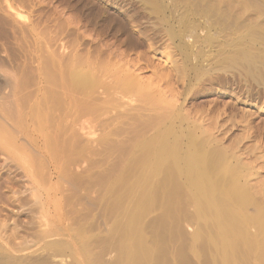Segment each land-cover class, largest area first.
I'll return each mask as SVG.
<instances>
[{
  "label": "rangeland",
  "instance_id": "rangeland-1",
  "mask_svg": "<svg viewBox=\"0 0 264 264\" xmlns=\"http://www.w3.org/2000/svg\"><path fill=\"white\" fill-rule=\"evenodd\" d=\"M263 33L264 0H0V264H141L145 252L142 264H264ZM232 43L253 46L256 65L223 58ZM158 138L182 146L178 153L196 146L212 155L204 152L216 181L232 168L239 185L222 176L217 185L246 192L244 206L231 200L243 212L237 223L211 212L208 221L207 197L169 159L154 161Z\"/></svg>",
  "mask_w": 264,
  "mask_h": 264
},
{
  "label": "bare ground",
  "instance_id": "bare-ground-1",
  "mask_svg": "<svg viewBox=\"0 0 264 264\" xmlns=\"http://www.w3.org/2000/svg\"><path fill=\"white\" fill-rule=\"evenodd\" d=\"M178 1H179V0H178ZM180 1H181V0H180ZM186 1H187V0H186ZM183 2H184V1H183ZM191 3H192V2H191ZM199 5H200V4H199ZM183 7H186V5H184ZM187 7H188V6H187ZM204 7H207V6H204ZM209 7H210V6H209ZM208 9H209V8H208ZM185 10H186V8H185ZM204 10H205V9H204ZM211 10H212V9H211ZM211 10H210V11H211ZM187 11H189V10H187ZM190 11H191V10H190ZM205 12H206V11H205ZM207 12H208V11H207ZM204 14H205V13H204ZM205 15H206V14H205ZM207 16H208V15H207ZM211 16H212V15H211ZM241 18H242V17H241ZM218 19H219V18H218ZM218 19H217V20H218ZM217 20H216V21H217ZM216 21H214V22H216ZM220 22H221V21H220ZM217 23H219V22H217ZM217 23H215V25H216ZM253 23H254V22H253ZM215 25H214V27H215ZM255 25H256V24H255ZM226 28H227V27H226ZM224 29H225V26H224ZM262 29H263V28H262ZM225 30H226V29H225ZM221 31H222V30H221ZM223 31H224V30H223ZM241 31H242V30H241ZM251 32H252V30H251ZM238 33H239V32H238ZM252 33H253V32H252ZM219 34H220V33H219ZM244 34H245V33H244ZM263 34H264V33H263ZM174 35H175V34H174ZM254 36H255V35H254ZM219 37H220V36H219ZM257 37H258V36H257ZM260 37H261V36H260ZM260 37H259V38H260ZM235 38H236V37H235ZM242 38H243V37H242ZM242 38H241V39H242ZM232 39H233V38H232ZM262 39H263V38H262ZM217 40H218V39H217ZM227 40H228V39H227ZM250 40H251V39H250ZM230 41H232V40H230ZM230 41H229V42H230ZM251 41H254V40H251ZM219 42H220V41H219ZM219 42H218V43H219ZM234 42H237V41H234ZM246 42H247V41H246ZM223 43H224V42H223ZM237 43H238V42H237ZM237 43H234V44L232 43V44L235 45V44H237ZM247 43H249V41H248ZM227 44H228V43H227ZM252 44H253V43H252ZM221 45H222V44H221ZM240 45H241V44L239 43V44L233 46L234 48L232 47L233 49H231V50H225V51H224V50L222 49V50H223V51H222V50L220 49L219 53L222 51L220 55H222L223 58L228 59V60H229V59H233V58L239 56L242 60L245 61V63L247 62L248 65H249V64H255L256 61L258 60L257 58L260 57V56H259V52H258L255 48H253V46H252V48L249 47V46H246L245 48H243V47H241ZM245 45H246V44H245ZM249 45H250V43H249ZM187 46H188V45H187ZM185 47H186V46H185ZM219 47H220V45H219ZM256 47H257V46H256ZM258 47H259V46H258ZM258 47H257V48H258ZM187 48H189V46H188ZM263 51H264V50H263ZM217 53H218V51H217ZM260 54H261V53H260ZM262 54H264V53L262 52ZM218 55H219V54H218ZM217 58H219V56H218ZM237 58H238V57H237ZM262 58H263V57H262ZM262 58H260V60H261ZM241 59H240V60H241ZM233 60H234V59H233ZM238 60H239V59H238ZM262 60H263V59H262ZM219 61H222V60H219ZM224 61H225V60H224ZM56 62H57V61H56ZM226 62H227V61H226ZM261 62H262V61H261ZM257 63H258V62H257ZM259 63H260V62H259ZM263 64H264V63H263ZM255 65H256V64H255ZM251 66H252V65H250V67H251ZM55 67H56V66H55ZM246 67H247V66H246ZM83 69H84V68H83ZM252 69H253V68H252ZM70 70H71V69H70ZM253 70H254V69H253ZM54 71H55V70H54ZM87 71H88V70H87ZM71 73H72V72H71ZM78 73H79V71H78ZM78 73H77V74H78ZM55 74H56V71L54 72V75H55ZM77 74L75 73L74 76L77 75ZM79 74H80V73H79ZM81 74H82V73H81ZM87 74H89V75H87ZM87 74H86V75L88 76L87 78L90 79V77H89V76H91L90 72H89V73L87 72ZM84 75H85V74H84ZM131 75H132L131 78L135 77V76H133V74H131ZM55 76H56V75H55ZM127 76H128V75H127ZM75 77H76V76H75ZM6 78H7V77H6ZM54 78H55V77H54ZM123 78H125V76H124ZM123 78H122V79H123ZM126 78H127V77H126ZM126 78H125V79H126ZM8 79H9V78H8ZM68 79H69V78H68ZM84 79H85V78H84L83 75H82V76L78 75V76L76 77V79H74V80H77V81L80 83V84H78V85L81 86V84H82L81 82H83ZM89 79H88V81H89ZM139 79H140V78H139ZM74 80H72V83H75V82H73ZM119 80H120V79H119ZM134 80H135V79H134ZM55 81H58V80L56 79ZM86 81H87V80H86ZM88 81H87V82H88ZM120 81H121V80H120ZM137 81H138V80H137ZM53 82H54V81H53ZM118 82H119V81H118ZM127 82H128V81H127ZM139 82H140V81H139ZM141 82H142V81H141ZM76 83H77V82H76ZM121 83H122V82H121ZM132 83H133V82H132ZM54 84H55V83H54ZM57 84H58V82H57ZM66 84H67V83H66ZM84 84H86V83H84ZM88 84H89V83H88ZM115 84H117V83H115ZM119 84H120V83H119ZM125 84H127V83H125ZM138 84H140V83H138ZM142 84H143V83H142ZM4 85H5V84H4ZM4 85H3V86H4ZM58 85H59V84H58ZM109 85H110V84H109ZM109 85H108V86H109ZM130 85H131V84H130ZM5 86H6V85H5ZM80 86H79V87H80ZM83 86H84V85H83ZM83 86H82V87H83ZM110 86H111V85H110ZM112 86H113V85H112ZM112 86H111V87H112ZM115 86H116V85H115ZM132 86H134V85H132ZM57 87H58V89L60 90L59 86H57ZM75 87H77L76 84H75ZM118 87H119V86H118ZM124 87H125V86H124ZM124 87H122V88H124ZM128 87H130V86H128ZM53 88H54V87H53ZM62 88H63V87H62ZM80 88H81V87H80ZM113 88L115 89V87H113ZM64 89H65V88H64ZM72 89H73V87H72ZM106 89H107V88H106ZM118 89H119V88H118ZM126 89H127V88H126ZM55 90H56V89H55ZM65 90H66V89H65ZM74 90H75V89H74ZM74 90H73V91H74ZM76 90H77V89H76ZM50 91H52V90H50ZM53 91H54V89H53ZM114 91H115V90H114ZM116 91H117V90H116ZM120 91H122L121 88H120ZM126 91H127V90H126ZM54 92H55V91H54ZM122 92H123V91H122ZM56 93H57V90H56ZM58 93H59V92H58ZM68 93H69V92H68ZM124 93H125V92H124ZM54 95H55V93H54ZM91 95H92V94H91ZM57 96H59V95H57ZM55 97H56V96H55ZM5 98H6V97H5ZM46 98H47V97H46ZM2 100H3V99H2ZM5 100H6V99H5ZM5 100H3V101H5ZM46 100H47V99H46ZM55 100H57V102H58V99H55ZM62 100H63V99H62ZM81 100H82V99H81ZM9 101H10V100H9ZM13 101H14V100H13ZM22 101H24V100H22ZM59 101H60V100H59ZM70 101H71V100H70ZM57 102H56V104L59 105ZM64 102H65V101H64ZM66 102H67V101H66ZM66 102H65V103H66ZM80 102H81V101H80ZM83 102H84V101H83ZM2 103H3V102H2ZM2 103H1V104H2ZM13 103H14V102H13ZM52 103L54 104V102H52ZM65 103H64V104H65ZM71 103H73V102H71ZM75 103L78 104L77 101H76ZM3 104H4V103H3ZM7 104H8V103H7ZM27 104H28V101H27ZM56 104H54V105H56ZM61 104H62V103H61ZM67 104L69 105V103H67ZM73 104H74V103H73ZM80 104H82V103H80ZM84 104H87V103H84ZM4 105H6V104H4ZM10 105H13V104H10ZM34 105H35V103H34ZM50 105H51V104H50ZM8 106H9V105H8ZM22 106H23V105H22ZM35 106H36V105H35ZM66 106H67V105H66ZM70 106H71V105H70ZM70 106H69V107H70ZM2 107H3V106H2ZM37 107H38V106H37ZM37 107H36V109H38ZM52 107H53V106H52ZM67 107H68V106H67ZM80 107H81V106H80ZM82 107H83V106H82ZM84 107H85V106H84ZM23 108H24V107H23ZM30 108H31V107H30ZM56 108H58V107H57V106L55 107V111H56ZM70 108H71V107H70ZM70 108H69V109H70ZM19 109H20V108H19ZM33 109H34V108H33ZM67 109H68V108H66L65 110H67ZM40 110H41V109H39L38 111H40ZM52 110H53V109H52ZM57 110H58V109H57ZM59 110H60V109H59ZM34 111H35V110H34ZM41 111H42V110H41ZM41 111H40V112H41ZM36 112H37V110H36ZM40 112H39L38 114H41V113H42V112H41V113H40ZM53 112H54V111H53ZM57 112H59V111H57ZM69 112H70V111H69ZM45 113H46V112H45ZM49 113H50V112H49ZM65 113H66V112H65ZM8 114H9V112H8ZM43 114H44V113H43ZM43 114L40 115V116L42 117V118H41V119H42V121H41V122H42V123H41L42 125L44 124V122H43V121H44V120H43ZM58 114H60V113H58ZM34 115H35V114H34ZM66 115H67V114H66ZM123 115H124V114H123ZM126 115H127V114H126ZM130 115H131V114H130ZM8 116H9V115H8ZM52 116H53V115H52ZM58 116H59V115H58ZM60 116H61V115H60ZM47 117H48V116H47ZM54 117H55V116H54ZM121 117H122V115H121ZM127 117H128V116H127ZM4 118H5V117H4ZM12 118H13V116H12ZM37 118H39V116H38ZM50 118H51V116H50ZM55 118H56V117H55ZM55 118H53V119L55 120ZM123 118H126V117L123 116ZM10 119H11V118H10ZM23 119H24V118H23ZM39 119H40V118H39ZM41 119H40V120H41ZM61 119H62V118H61ZM13 120H14V119H13ZM13 120H11V121H13ZM31 120H32V119H31ZM31 120H30V121H31ZM34 120H35V119H34ZM5 121H6V120H5ZM49 121H50V119L48 120V122H49ZM25 122H26V121H25ZM56 122H57V120H56ZM10 124H11V123H10ZM0 125H1V124H0ZM48 125H49V123H48ZM66 125H67V124H66ZM39 126H40V123H39ZM43 126H44V125H43ZM1 127H3V126H1ZM40 127H41V126H40ZM58 127H59V126H58ZM69 127H70V126H69ZM166 127H168V126H166ZM46 128H47V127H46ZM164 128H165V127H164ZM0 129H2V131H3V129H5V128L3 127V128H0ZM67 129H68V128H67ZM168 129H169V128H168ZM168 129L166 128V130H168ZM171 129H172V128H171ZM5 130H6V129H5ZM161 130H162V129H161ZM161 130H160V132H163V131H161ZM164 130H165V129H164ZM0 131H1V130H0ZM169 132H171V130H170ZM2 133H3V132H2ZM176 133H177V132H176ZM161 134H162V133H161ZM164 134H165V132H164ZM168 134H169V133H167V135H168ZM0 135H1V134H0ZM158 135H159V133H158ZM158 135H157V136H158ZM2 136H3V135H2ZM50 136H51V135H50ZM50 136H49V137H50ZM152 136H153V135H152ZM161 136H162V135H161ZM163 136H164V135H163ZM168 136H169V135H168ZM35 138H36V137H35ZM50 138H51V137H50ZM55 138H56V137H55ZM166 138H167V137H166ZM58 139H59V138H58ZM153 139H154V137H153L151 140L148 139L150 142L148 141V142H145V143L149 144V143L152 142ZM158 139L160 140V138H158ZM163 139L165 140V138H163ZM176 139H177V138H176ZM52 140H53V138H52ZM60 140H61V139H60ZM65 140H66V139H65ZM76 140L78 141V139H76ZM156 140H157V139H156ZM166 140H167V139H166ZM50 141H51V140H50ZM50 141H49V142H50ZM77 141H76V142H77ZM79 141H80V140H79ZM153 141H155V139H154ZM169 141H170V140H169ZM169 141H166V142L164 141V143H163L162 145H160V142H161V140H160V141H159V145L157 146L158 148H156L155 146L152 147V148H156V149L154 150V152H155V156H157V157H156L157 160H154V161H158V160L160 161V160H163V159H165V160L167 159L166 161H168V159H169V160H170L169 162H173L174 165L177 166V167L179 168L178 170L181 172V175H182V173H183V174H185V175L187 176L189 185H190L191 187H194L195 189H198L199 191H197V192H199L200 194H201V192H202L203 197L205 196L204 198L207 197L206 199H203V200H206V202H205V201H203V202L205 203V206H207L206 208H207L208 210H211V211H209V213H208L207 210H206V211L204 210V213H205V212L208 213V214H206V215H208V217H209V214H210V212H211V215H213L212 217L215 216V220H216V221H218L219 223H222V222L224 223V222L226 221V219H229V217H227V216H228V215H231V216H234V220H235V221H234V220H233V221H234V222H236V221L238 222V219H237V218L235 219L236 211H237V213H238V212L243 213V212H242V211H239V209L233 210V208H232L231 206H233V204H234L233 202H236L237 204H238V203H239V204H242V203H243L241 206H244V205H245L244 202L246 201V199H248V198H245L246 192L244 191V192H245V195H244V192H243L244 189H243L242 191H241V190L239 191V189L241 188V187L238 188L239 186H237L238 189L233 188V189H234V190H233L232 187H233L234 185L231 186V190H233L234 192H231V190L229 191V189H225V188H223V186H222V187H219L218 185L221 183V181H222L221 179H220V182L217 183V181L219 180V178L222 176L223 179H224V177H230V179H232V180L234 181V183L236 184V182H235V180H236V179H235V172L232 170V168H230V169H229V168H224L225 166H223V170L221 169V170L223 171V173H222L221 176H219V174L216 172V173L218 174V176H219V177H218V180L216 181V180L212 179V177H210V175H208V173H210L209 171H212V170L208 169L210 163H209V164L207 163V162H208V159H207V157L205 156V155L207 154L205 151H204V152H205L206 154H205L204 152H199V151H197V150L195 149L196 146L194 145L195 147H193V146L187 147L188 150H187V151L185 150L184 153H180L181 150H180V152L178 153L176 150H174L175 146H177V145H174V143H171V142H169ZM191 141H193V139H192ZM195 141H196V140H195ZM34 142H35V141H34ZM46 142H48V141H46ZM49 142H48V143H49ZM51 142H52V141H51ZM61 142H62V141H61ZM66 142H68V141H65V143H66ZM82 142H83V141H82ZM143 142H144V141H143ZM173 142H175V140H174ZM77 143H78V142H77ZM80 143H81V142H80ZM36 144H37V143H36ZM52 144H53V143H52ZM60 144H61V143H60ZM69 144H70V143H69ZM81 144H82V143H81ZM138 144H140V143H138ZM153 144L156 145L157 143L155 144V143L153 142ZM153 144H151V145H153ZM186 144H187V143H186ZM46 145H47V143H46ZM49 145H50V144H49ZM57 145H58V144H57ZM145 145H146V144H145ZM145 145H144V146H145ZM187 145H188V144H187ZM197 145H198V144H197ZM37 146H38V145H37ZM52 146H53V145H52ZM59 146H61V145H59ZM66 146H68V145H66ZM75 146H77V145H75ZM75 146H73V147H75ZM144 146L141 145V147H142L141 149H143ZM150 147H151V146H150ZM150 147H149V148H150ZM177 147H179V149H181L180 147H182V146H177ZM63 148H65V147H63ZM66 148H67V147H66ZM88 148H89V146H88ZM88 148H86V149H88ZM198 148H200V149L202 150L201 147H198ZM50 149H51V147H50ZM81 149H82V148H81ZM141 149H140V150H141ZM150 149H151V148H150ZM176 149H177V148H176ZM179 149H177V150H179ZM66 150H67V149H66ZM90 150H92V149H90ZM90 150H89V151H90ZM93 150H94V149H93ZM144 150H145V149H144ZM144 150H142V151H144ZM148 150H149V149H148ZM148 150H147V147H146V151H145V152H147ZM198 150H199V149H198ZM63 151H64V150H63ZM149 151H150V150H149ZM175 151H176L177 153H176ZM202 151H203V150H202ZM54 152H55V151H54ZM64 152H65V151H64ZM84 152H85V151H84ZM91 152H92V151H91ZM96 152H97V151H96ZM145 152H143L144 155H146ZM152 152H153V150H152ZM152 152H151V153H152ZM154 152H153V153H154ZM65 153H66V152H65ZM79 153H80V152H79ZM93 153H94V151H93ZM151 153H150V154H151ZM203 153H204V154H203ZM221 153H222V152H221ZM221 153H219V154H221ZM50 154H51V153H50ZM59 154H60V153H59ZM150 154H147V156L150 155ZM211 154H212V153H211ZM213 154H215V153H213ZM219 154H218V156H219ZM51 155H52V154H51ZM53 155H54V153H53ZM68 155H69V154H68ZM141 155H142V154H141ZM151 155H152V154H151ZM153 155H154V154H153ZM207 155H208V154H207ZM215 155H216V154H215ZM64 156H65V155H64ZM155 156H154V157H155ZM208 156H211V158H212V155L209 154ZM221 156H222V155H221ZM142 157H144V156L142 155ZM142 157L139 156V157H135V158H136V159H137V158H138V159L141 158V159L143 160ZM214 157H215V156H214ZM216 157H217V155H216ZM147 158H148V157H147ZM147 158H146V159H147ZM219 158H220V156H219ZM219 158H218V159H219ZM138 159H137V161H134V162H138ZM146 159H145V160H146ZM213 159H214V158H213ZM213 159H212V160H213ZM209 160H210V157H209ZM223 160H224V159H223ZM139 161H140V160H139ZM146 161H147V160H146ZM148 161H149V159H148ZM148 161H147V163H148ZM215 161H216V160H215ZM215 161L213 160L212 162L215 163ZM217 161H218V160H217ZM219 161H220V160H219ZM142 162H145V161H142ZM152 162H153V160H152ZM225 163H226V162H225ZM145 164H146V163H145ZM155 164H156V163H155ZM159 164L161 165L160 162H159ZM167 164H168V163H167ZM167 164H166V165H167ZM218 164H219V163H218ZM164 165H165V164H164ZM170 165H171V166H174V165H172V164H170ZM210 165H211V164H210ZM212 165H214V164H212ZM212 165L210 166V168L213 167ZM215 165H216V166H215ZM215 165H214V167H217V166H218L216 163H215ZM226 165H227V164H226ZM136 166H137V164H136ZM151 166H153V163H152ZM154 166H155V165H154ZM158 166H159V165H158ZM171 166H170V167H171ZM227 166H228V165H227ZM230 166H231V165H230ZM139 167H144V166L140 165ZM147 167H148V166H147ZM149 167H150V165H149ZM162 167H163V166H162ZM207 167H208V168H207ZM214 167H213V168H214ZM232 167H233V166H232ZM155 168H156V167H155ZM168 168H169V167H168ZM168 168H167V169H168ZM141 169H142V168H141ZM149 169L151 170L152 168H149ZM149 169H148V170H149ZM233 169H234V167H233ZM135 170H136V169H135ZM138 170H140V169H138ZM145 170H146V168H145ZM156 170H157V169H156ZM169 170L173 171L174 169H172V167H171V169L169 168ZM208 170H209V171H208ZM133 171H134V170H133ZM141 171H143V170H141ZM152 171H153V170H152ZM157 171H159V170H157ZM163 171H164V170H163ZM125 172H126V171H125ZM145 172H147V171H145ZM166 172L168 173V171L165 169V171L163 172V173H165V174H163V175H167V176L169 177V176H170L169 173L166 174ZM174 172H175L177 175H179L175 170H174ZM218 172H219V171H218ZM220 172H221V171H220ZM130 173H131V172H130ZM133 173H134V172H133ZM136 173H137V172H136ZM148 173H149V172H148ZM154 173H156V172H154ZM224 173H225V174H224ZM220 174H221V173H220ZM223 174H224V176H223ZM136 175H137V174H136ZM142 175H144V174H142ZM142 175H139V176L142 177ZM153 175H155V174H153ZM153 175L151 174V177H153ZM159 175H160V173H159ZM159 175H158V173H157V176H159ZM171 175H172V174H171ZM225 175H226V176H225ZM128 176H130V175H128ZM132 176H134V175L132 174ZM132 176H131V177H132ZM144 176H145V175H144ZM146 176H147V175H146ZM160 176H161V175H160ZM167 176H166V177H167ZM118 177H120V175H119ZM140 177H139V178L137 177V178L140 179ZM149 177H150V175L148 174V178H149ZM213 177H214V176H213ZM143 178H144V177H143ZM145 178H146V177H145ZM163 178L165 179V177H162V179H161V178H160V179L163 180ZM119 179L121 180V178H119ZM124 179H125V177H124ZM124 179H122V181H123ZM131 179H132V178H131ZM152 179H153V178L150 179V182H152V181L154 180V179H153V180H152ZM155 179H156V178H155ZM166 179H167V178H166ZM172 179H173V177H172ZM174 179H175V178H174ZM176 179H177V177H176ZM178 179H179V177H178ZM185 179H186V177H185ZM216 179H217V178H216ZM230 179H229L228 181H230ZM135 180H136V179H135ZM141 180H142V179H141ZM145 180H147V179H145ZM151 180H152V181H151ZM169 180H170V179L168 178L167 181H169ZM179 180H180V179H179ZM124 181H125V180H124ZM142 181L145 182L144 179H143ZM142 181H141V183H142ZM148 181H149V180H148ZM158 181H159V180H158ZM158 181H157V185L159 184ZM163 181H165V180H163ZM175 181H176V180H175ZM175 181H174V184H177V183H175ZM236 181H237V180H236ZM115 182H116V181H115ZM159 182H160V181H159ZM172 182H173V180H172ZM186 182H187V181H186ZM118 183H120V182H119V181L116 182V184H118ZM121 183H122V182H121ZM136 183H138V182H136ZM141 183H139V184H141ZM165 183H166V181H165ZM188 183H187V184H188ZM114 184H115V183L111 184L110 187L113 186ZM148 184H149V183H148ZM152 184H153V183H152ZM155 184H156V182H155ZM161 184H164V182H163V183L160 182V187H161ZM182 184H183V182H182ZM185 184H186V183H185ZM217 184H218V185H217ZM237 184H238V183H237ZM237 184H236V185H237ZM149 185H150V184H149ZM149 185H148V186H149ZM157 185L153 186V188H154V187H155L154 189H156L157 187L159 188V185H158V186H157ZM183 185H184V184H183ZM183 185H182V186H183ZM220 185H223V184L221 183ZM225 185H226V184H225ZM230 185H231V184H230ZM236 185H235V186H236ZM238 185H239V184H238ZM114 186H115V185H114ZM128 186H130V185H128ZM128 186H127L126 188H128V192H130V188H132V187H131V186L128 187ZM132 186H135V185L132 184ZM156 186H157V187H156ZM162 186H163V185H162ZM185 186H186V185H185ZM140 187H141V186H140ZM144 187H145V186H144ZM144 187H143V189H141V190H144V189L147 187V185H146L145 188H144ZM116 188H117V187H116ZM126 188H125V189H126ZM134 188H135V187H133V189H134ZM182 188H184V186H183ZM227 188H228V187H227ZM110 189H111V188H110ZM113 189L115 190V187H114ZM118 189H119V188H118ZM118 189H117V190H118ZM137 189H138V188H137ZM184 189H187V188H184ZM241 189H242V188H241ZM119 190H120V189H119ZM131 190H132V189H131ZM139 190H140V189H139ZM149 190H150V189H149ZM151 190H152L153 192L156 191V190H153V189H151ZM235 190H237V191L235 192ZM109 191H110V190H109ZM125 191H126V193H127V190H125ZM133 191H134V190H133ZM146 191H147V189L145 190V192H146ZM157 191H158V190H157ZM189 191H191V190L189 189ZM194 191H196V190H193V192H194ZM110 192H111V191H110ZM115 192H116V191H115ZM138 192H139V191H138ZM138 192H137V190H136V195H137ZM149 192H150V191H149ZM149 192H148V196H149ZM121 193H123V192H121ZM126 193H125V194H126ZM130 193H131V192H130ZM155 193H157V192H155ZM191 193H192V192H191ZM194 193H195V192H194ZM111 194H113V193H111ZM123 194H124V193H123ZM132 194H133V192H132ZM132 194H131V196H133ZM134 194H135V192H134ZM139 194H140V193H138V195H139ZM151 194H152V193H151ZM195 194H196V193H195ZM197 194H198V193H197ZM200 194H198V195L200 196ZM202 194H201V195H202ZM127 195H128V194H127ZM143 195H144V191L142 192V196H143ZM122 196L125 197V195H122ZM142 196H141V197H142ZM148 196L146 197V199L149 198ZM152 196H153V194H152ZM120 197H121V195H120ZM138 197H139V196H138ZM141 197H139V198L141 199ZM150 197H151V196H150ZM246 197H248V196L246 195ZM128 198H130V196H128ZM128 198H127V200H128ZM133 198H134V197H133ZM136 198H137V197H135V199H136ZM195 198H197V196H196ZM201 198H202V196H201ZM122 199H123L122 202L127 203L126 199H124V198H122ZM137 199H138V198H137ZM137 199H136V200H137ZM146 199H145V200H146ZM153 199H155L154 196H153ZM153 199H152V200H153ZM197 199H199V198H197ZM232 199H233V202H232L233 204H231V200H232ZM124 200H125L126 202H125ZM131 200H132V199H131ZM136 200H135V201H136ZM200 200H201V199H200ZM119 201H120V199H119ZM135 201L133 200V205L137 204ZM137 201H138V200H137ZM140 201H142V200H140ZM146 201L148 202V199H147ZM153 201H154V200H153ZM228 201H229V203L231 204L230 206H229V204H228ZM247 201H248V200H247ZM122 202H121V203H122ZM138 202H139V201H138ZM144 202H145V201H144ZM144 202H142V203H143V206H145V205L147 204V203L145 204ZM197 202H198V201H197ZM117 203H118V202H117ZM117 203H116V205H117ZM119 203H120V202H119ZM131 203H132V202H131ZM148 203H150V199H149V202H148ZM151 203H153V202L151 201ZM199 203H200V202H199ZM199 203H198V204H199ZM201 203H202V200H201ZM144 204H145V205H144ZM237 204H236V205H237ZM120 205H122V206L124 207V204H120ZM120 205H119V206H120ZM126 205H128V203H127ZM130 205H131V204H130ZM138 205H139V204H138ZM138 205H137V206H138ZM140 205H141V204H140ZM151 205H152V204H151ZM196 205H197V204H196ZM202 205H204V204H202ZM202 205H201V206H202ZM117 206H118V205H117ZM119 206H118V207H119ZM135 206H136V205H135ZM141 206H142V205H141ZM147 206H149V204H148ZM197 206H198V205H197ZM197 206H196V207H197ZM205 206H204V207H205ZM237 206H239V205H237ZM118 207H117V208H118ZM125 207H126V206H125ZM125 207H124V208H125ZM138 207H139V206H138ZM138 207H137V208H138ZM149 207H150V206H149ZM149 207H148V208H149ZM245 207H246V206H245ZM120 208H121V207H120ZM130 208H131V207H130ZM130 208H128V206H127V207L125 208V210L128 209V213H130ZM132 208H136V207L133 206ZM140 208H141V207H140ZM143 208H144V207H143ZM143 208H142V209H143ZM148 208H146V209H148ZM198 208H199V206H198ZM206 208H205V209H206ZM235 208H236V207H235ZM235 208H234V209H235ZM144 209H145V208H144ZM144 209H143V210H144ZM203 209H204V208H203ZM122 210H123V209H122ZM132 210H134V209H132ZM139 210H140V209H139ZM148 210H149V209H148ZM242 210H244V209H242ZM126 211H127V210H126ZM141 211H142V210H141ZM146 211H147V210H146ZM212 211H213L214 214H212ZM131 212H132V211H131ZM138 212H140V211H138ZM138 212H137V213L134 212L135 214H133V215H134V216H138V218H139ZM198 212H199V211H198ZM200 212H201V211H200ZM120 213H121V212H120ZM125 213H126V212H125ZM144 213L146 214V212H144ZM144 213H143V214H144ZM126 214H127V213H126ZM136 214H137V215H136ZM141 214H142V213H141ZM199 214H200V213H199ZM199 214H198V215H199ZM244 214H245V213H244ZM244 214H243V216H244ZM120 215H121V214H119V216H120ZM130 215H131V213H130ZM200 215H201V214H200ZM200 215H199V216H200ZM259 215H260V214H259ZM123 216H126V215L123 214ZM141 216H142V215H141ZM202 216H203V215H202ZM231 216H230V217H231ZM239 216L241 217L240 214H239ZM243 216H242V217H243ZM246 216H247V215H246ZM260 216H261V215H260ZM128 217H130V216H128ZM206 217H207V216H206ZM208 217H207V219H208ZM226 217H227V218H226ZM248 217H249V216H248ZM257 217L259 218V216H257ZM261 217H262V216H261ZM134 218H135V217H134ZM134 218H133V219H134ZM140 218H141V217H140ZM224 218H226L225 221H224ZM231 218H232V217H231ZM258 218H257V219H258ZM135 219L137 220V218H135ZM135 219H134V220H135ZM210 219H212V218L209 217L208 221H209ZM247 219H248V218H247ZM250 219H251V218H250ZM260 219H261V218H260ZM120 220H121V219H120ZM130 220H132V218H131ZM138 220H139V219H138ZM200 220H202V219L200 218ZM212 220H213V219H212ZM240 220H242V219L240 218ZM243 220H246L245 217L243 218ZM253 220L255 221V219H253ZM261 220H262V219H261ZM126 221H127V220H126ZM229 221H230V220H229ZM247 221H248V220H247ZM250 221H251V220H250ZM258 221H260V220H258ZM118 222H119V221H118ZM122 222H124V221H123V217H122ZM132 222H133V221H132ZM139 222H140V220H139ZM202 222H203V221H202ZM211 222H212V221H211ZM213 222H214V221H213ZM227 222H228V220L225 222V224H227ZM231 222H232V221H231ZM231 222L229 223V225H231ZM237 222H236V223H237ZM243 222H244V221H243ZM243 222H241V223L243 224ZM256 222H257V221H256ZM135 223H136V222H135ZM135 223L133 224V225H134V227H133V228H134V231H135V228L137 227L138 222L136 223V225H135ZM206 223H207V220H206ZM209 223H210V222H209ZM214 223H215V222H214ZM245 223H246V222H245ZM257 223H259V222H257ZM263 223H264V221H263ZM120 224H121V223H120ZM120 224H119V226H120ZM128 224H130V221H128ZM128 224H127V226H130V225H131V224H130V225H128ZM139 224H140V223H139ZM210 224H211V223H210ZM225 224H220V225H222V228H221V229H222L223 231H224L223 228L225 227ZM233 224H234V223H233ZM248 224H249V223H248ZM248 224H247V225H248ZM260 224H261V222H260ZM260 224H259V225H260ZM123 225H125V224L122 223V224H121V227H123ZM201 225H202V224H201ZM201 225H200V226H201ZM206 225H207V224H206ZM212 225H213V224H212ZM212 225H211V226H212ZM220 225H219V226H220ZM229 225H228V227H230ZM239 225H240V221H239ZM239 225H238L237 227H239ZM119 226H118V227H119ZM127 226H126V227H127ZM203 226H204V225H203ZM208 226H210V225H208ZM214 226H217V224H215ZM214 226H213V227H214ZM223 226H224V227H223ZM231 226H232V225H231ZM240 226H241V225H240ZM243 226H246V225L243 224ZM130 227H131V226H130ZM130 227H128V228H130ZM260 227H264V224H262V226L260 225ZM115 228H116V227H115ZM128 228H127L126 230H128ZM215 228H216V227H215ZM239 228H240V227H239ZM243 228H244V227H243ZM247 228H248V227H247ZM247 228L245 227V230H246ZM131 229H132V228H131ZM200 229L202 230L203 228L200 227ZM200 229H199V230H200ZM219 229H220V228H218V230H219ZM225 229H226V227H225ZM233 229H234V228H233ZM261 229H262V228H261ZM121 230H124V228H123V229H120V231H121ZM126 230H125V231H126ZM227 230H228V229H227ZM229 230H230V229H229ZM235 230H237V229L235 228ZM235 230H231V231H233V233H234ZM262 230H263V229H262ZM118 231H119V230H118ZM134 231H133V232H134ZM144 231H145V230H144ZM263 231H264V230H263ZM112 232H113V231H112ZM114 232H115V231H114ZM114 232H113V233H114ZM116 232H117V230H116ZM123 232H124V231H123ZM133 232H132V233H133ZM216 232H217V231H216ZM226 232H227V231H225L224 233L226 234ZM229 232H230V231H229ZM229 232H227V233H228L227 235H229ZM235 232H236V231H235ZM117 233L120 234L119 232H117ZM121 233H122V232H121ZM127 233H128V232H127ZM138 233H139V232H138ZM197 233H198V236H200L199 233L202 235V232H200V231L197 232ZM213 233H214V232H213ZM213 233H212V234H213ZM230 233H231V232H230ZM233 233H231L230 235L232 236ZM236 233H237V232H236ZM236 233H234V235H235ZM238 233H240V232H239V229H238ZM133 234H134V233H133ZM139 234H140V233H139ZM195 234H196V233H195ZM219 234H220V236L223 237V235H221L222 233H219ZM115 235H116V234H115ZM121 235H122V234H121ZM237 235H239V234H237ZM237 235H236V237H237ZM241 235H242L243 238L245 239V237H244L245 234H244V235L241 234ZM130 236H131V234H130ZM133 236H134V235H133ZM143 236H144V235H143ZM196 236H197V235H196ZM208 236H209V234H208ZM124 237H125V236H124ZM126 237H127V236H126ZM126 237L124 238L125 240H126L127 238L130 239V237H127V238H126ZM136 237H138V235H137ZM139 237H140V236H139ZM139 237L137 238V239H138V241H137L138 244H139V239H140ZM222 237H221V239H222ZM229 237H230V236H229ZM236 237H235V238H236ZM121 238H122V237H121ZM131 238H132V237H131ZM142 238H143V237H142ZM146 238H147V237H146ZM210 238H211V239H214V238H218V237H217V234H216V236L214 235V238H212L211 236H210ZM232 238H233V236H232ZM247 238H248V237H247ZM132 239H133V238H132ZM134 239H136V238H134ZM137 239H136V240H137ZM205 239H207V238H205ZM224 239H225V238H224ZM238 239H239L238 242H240L241 238H238ZM238 239H235L234 241L236 242ZM125 240H123L124 243H125ZM136 240H135V241H136ZM146 240H147V239H146ZM227 240H228V238H227ZM229 240H230V239H229ZM229 240H228V241H229ZM231 240H232V239H231ZM242 240H243V239H242ZM245 240H247V239H245ZM261 240H262V239H261ZM119 241H120V238H119ZM127 241H128V240H127ZM127 241H126V243H127ZM216 241H219L218 243H222V242H223V241L221 242L219 239H216ZM225 241H226V240H225ZM232 241H233V240H232ZM247 241H248V240H247ZM247 241H246V242H247ZM253 241H254V240H251L252 245H254V244H253ZM263 241H264V240H263ZM117 242H118V241H117ZM140 242H141V241H140ZM144 242H145V240H144ZM146 242H147V241H146ZM146 242H145V243H146ZM210 242H213V241H210ZM226 242H227V241H226ZM235 242H233V243H235ZM238 242H237V243H238ZM260 242H261V241H260ZM260 242H259V243H260ZM145 243H144V244H145ZM230 243H232V242H230ZM237 243H236V247H238V246H237ZM122 244H123V243H122ZM127 244H128V243H127ZM132 244H133V243H132ZM144 244H143V245H144ZM211 244H212V246L215 245L214 242L211 243ZM213 244H214V245H213ZM243 244H244V243H241V245H243ZM248 244H249V243H246V245H248ZM125 245H126V244H125ZM216 245H217V244H216ZM220 245L223 246L224 243H223V245H222V244H220ZM246 245H244V246H246ZM263 245H264V244H263ZM263 245H261V246H263ZM135 246L138 247V245H136V243L134 244V248H135ZM139 246H140V245H139ZM210 246H211V245H210ZM224 246H225V245H224ZM224 246H223V247H224ZM228 246H229V245H228ZM67 247H69V246H67ZM120 247H122V246H120ZM126 247H128V245H127ZM137 247H136V249H137ZM144 247H146V246H144ZM216 247H217V246H216ZM223 247H222V248H223ZM226 247H227V246H226ZM230 247H231V246H229L228 248H230ZM232 247H234V245H232ZM236 247L234 248L235 251H236ZM247 247L250 248L249 246H247ZM213 248H214V247H213ZM217 248H218V247H217ZM262 248H264V247H261V249H262ZM139 249H140V248H139ZM148 249H149V248H148ZM148 249H147V251H148ZM220 249H221V248H220ZM224 249H225V248H224ZM130 250H131V249H130ZM133 250H135V249H133ZM133 250H132V251H133ZM137 250H138V249H137ZM137 250L135 251V254H137ZM214 250H215V249H214ZM217 250H219V249H217ZM221 250H222V249H221ZM232 250H233V249H232ZM234 250H233V251H234ZM122 251H123V249H122ZM140 251H141V250H140ZM144 251H145V250H143V252H144ZM149 251H150V249H149ZM229 251H230V250H228V251L225 252V253L228 254V253H230ZM235 251H234V252H235ZM127 252H128V251H127ZM125 253H126V251H125ZM133 253H134V252H133ZM145 253L148 254V252H145ZM145 253H144V254H145ZM219 253H220V252H219ZM262 253H263V252H262ZM122 254H123V253H122ZM135 254H134V257L136 256ZM141 254H142V252H141ZM147 254H145V256H146ZM222 254H224V252L222 253V251H221V256H224V255H222ZM234 254H235V253H234ZM128 255H131V254H128ZM137 255L139 256L140 254H137ZM231 255H232V254H230V256H231ZM124 256H125V255H124ZM142 256H143V254H142ZM145 256H144V257H145ZM147 256H148V255H147ZM147 256H146V257H147ZM228 256H229V255H228ZM228 256H226V257H227L226 259H229ZM122 257H123V256H122ZM128 257H130V256H128ZM144 257H142V258H144ZM263 257H264V256H263ZM123 258H124V257H123ZM126 258H127V255H126ZM131 258H132V257H131ZM136 258H140V259H141V260H140V261H141V264H142V260L145 261V259H142L141 256H140V257H136ZM147 258H149V257H147ZM230 258L232 259V257H230ZM133 259H134V258H133ZM149 259H150V258H149ZM223 259H224V257H223ZM231 259H229V260H230V263H231ZM127 260H128V259H127ZM131 260H132V259H131ZM134 260H135V259H134ZM134 260H133V262H134ZM136 261H139V259L136 260ZM140 261H139V262H140ZM144 261H143V263L147 262V261H145V262H144ZM224 261H226V260H224ZM262 261H263V260H262ZM122 262H123V261H122ZM9 263H10V262H9ZM130 263H132V261H131V262H128V264H130ZM135 263H136V262H135ZM224 263H225V262H223V264H224ZM263 263H264V261H263ZM2 264H3V263H2ZM228 264H229V263H228ZM232 264H233V263H232Z\"/></svg>",
  "mask_w": 264,
  "mask_h": 264
}]
</instances>
